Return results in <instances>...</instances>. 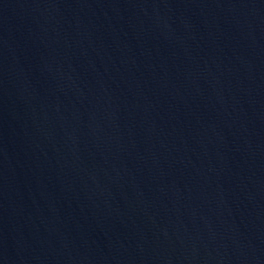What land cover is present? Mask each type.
Returning <instances> with one entry per match:
<instances>
[{"label": "water", "instance_id": "obj_1", "mask_svg": "<svg viewBox=\"0 0 264 264\" xmlns=\"http://www.w3.org/2000/svg\"><path fill=\"white\" fill-rule=\"evenodd\" d=\"M0 264H264V0H0Z\"/></svg>", "mask_w": 264, "mask_h": 264}]
</instances>
